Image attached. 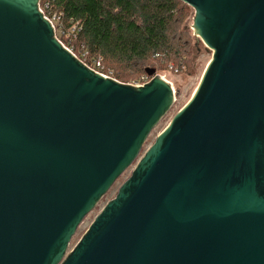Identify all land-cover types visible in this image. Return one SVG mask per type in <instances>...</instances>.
Returning a JSON list of instances; mask_svg holds the SVG:
<instances>
[{"label":"water","instance_id":"obj_1","mask_svg":"<svg viewBox=\"0 0 264 264\" xmlns=\"http://www.w3.org/2000/svg\"><path fill=\"white\" fill-rule=\"evenodd\" d=\"M180 1L212 57L138 158L171 86L99 75L38 0H0V264H264V0Z\"/></svg>","mask_w":264,"mask_h":264},{"label":"trees","instance_id":"obj_2","mask_svg":"<svg viewBox=\"0 0 264 264\" xmlns=\"http://www.w3.org/2000/svg\"><path fill=\"white\" fill-rule=\"evenodd\" d=\"M43 1L50 5L51 14L60 16L65 30L76 25L78 31L68 39V46L80 47L85 61L98 62L100 68L139 72L140 78L133 82L147 77L149 62L176 64L182 58L184 41L177 33L184 10L180 0Z\"/></svg>","mask_w":264,"mask_h":264},{"label":"rangeland","instance_id":"obj_3","mask_svg":"<svg viewBox=\"0 0 264 264\" xmlns=\"http://www.w3.org/2000/svg\"><path fill=\"white\" fill-rule=\"evenodd\" d=\"M182 4L184 5V10L182 8L179 14V25L177 28V33H181L183 39L182 41H184L182 45V58L180 62L176 64L168 63L167 65H161L157 63L152 64L149 62V65H147L148 67L155 69V76L163 79L171 86L173 91V104L168 112L150 132L138 158H140L144 152L154 143L157 135L168 125L173 116L189 101L199 84L201 75L206 65L212 57V51L203 44V42L195 35L193 30V9L184 3ZM55 35H60V33L57 32ZM69 41L70 40L64 37L61 39V42L65 46H67ZM72 52L78 59L82 60L90 68H94L104 74L112 76V78L117 80L119 83L128 84L140 78L139 72L126 70L120 67L110 68L105 65V69L108 71L103 68L99 69L95 62L93 63L91 60L85 61V58L81 57L80 54H82V49L80 47L78 48L72 45ZM135 163L136 162H134L133 165L115 181L109 191L95 206V208L83 219L75 234L71 238L68 251L71 250L86 233L87 229L95 217L100 213L102 208L106 205V203L115 197L118 188L130 177Z\"/></svg>","mask_w":264,"mask_h":264},{"label":"built area","instance_id":"obj_4","mask_svg":"<svg viewBox=\"0 0 264 264\" xmlns=\"http://www.w3.org/2000/svg\"><path fill=\"white\" fill-rule=\"evenodd\" d=\"M38 10L39 12L42 14V16L50 23V25L52 26L53 30H54V36L55 38L61 43V45L67 49L75 58H77L74 53L72 52V48L70 46H65L62 42L61 39L62 37L69 39L71 37H74L76 32L78 31L76 28V25L72 26L70 29L65 30L61 23H60V16H57L56 14H51L50 12V5L47 2H44L43 0H38ZM60 33V35H55V33ZM85 53H83V55L81 56L82 58L85 57ZM78 59V58H77ZM80 62H82L85 66H87L82 60L78 59ZM98 61H100V59H98ZM95 64L97 65V67H99L100 69V64L98 62H95ZM89 69L93 70L94 72L98 73L99 75L105 77V78H110L115 80L114 78H112V76L108 75V74H104L102 72H100L99 70L96 69H92L89 66H87ZM150 80L149 77H146L145 79H143L142 82H132V83H128L127 85H131L134 87H140L146 83H148ZM117 81V80H115ZM118 82V81H117Z\"/></svg>","mask_w":264,"mask_h":264},{"label":"bare ground","instance_id":"obj_5","mask_svg":"<svg viewBox=\"0 0 264 264\" xmlns=\"http://www.w3.org/2000/svg\"><path fill=\"white\" fill-rule=\"evenodd\" d=\"M172 89V88H171Z\"/></svg>","mask_w":264,"mask_h":264}]
</instances>
